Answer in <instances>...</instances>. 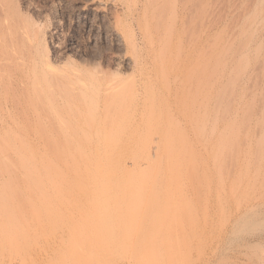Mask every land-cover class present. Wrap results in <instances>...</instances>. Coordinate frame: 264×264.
I'll list each match as a JSON object with an SVG mask.
<instances>
[{
  "label": "rangeland",
  "instance_id": "obj_1",
  "mask_svg": "<svg viewBox=\"0 0 264 264\" xmlns=\"http://www.w3.org/2000/svg\"><path fill=\"white\" fill-rule=\"evenodd\" d=\"M173 1L174 0H171V2ZM182 1L183 0H175L174 2L175 4H171V5H175V9L177 12L174 10V8L172 9L174 10V12L173 11L172 12L173 13L176 12V14L174 15L172 14V16L169 17L170 20L169 18L167 20L164 19L163 23H161V25H159L158 27L156 24L157 21L155 20L156 18L155 11L153 12L155 8H152L150 6V9H152L151 11L150 9L146 11L144 8V5L147 3V0H0V15H1L0 19L3 18L6 19V20L3 19L4 21L2 20L4 24L1 21L0 24L2 23L3 26L6 28L5 23L6 22L8 23L10 21L9 23L11 25H14L13 26L14 28L11 26L12 30L8 29V33H10L9 31H12L11 32L12 34L11 33L9 34V38L12 35L11 37L12 40L9 39V41L11 40L10 43L11 42L12 43L11 44L9 43L10 46L9 45L5 46L6 48L2 46L3 49L0 50L1 51L0 55L2 54L1 55L2 57L6 55V58H8V56L13 53L17 57L20 56L21 53L25 52V50H28L27 48L29 46L30 47L28 51L30 52L31 55V56L29 55L30 60L28 58L25 59L27 62L24 59H23L24 61L20 59L22 62L19 61V58L17 59V61L21 62L20 63L21 67L19 66V68H17L18 67L17 64L19 65V62L17 61L16 63L13 64V66L12 64L9 66L8 65L3 66V69H0V74L4 76L2 77L0 75V77L2 79L3 78L7 79L6 82L8 83L10 78L14 76L13 73H15L16 70L18 69L20 70L22 66H24L25 64L26 65L24 69L27 68L30 71L32 68L33 69L35 68L38 69L39 72L46 70V68L50 64L53 66L55 65L58 68L59 71L58 73H60L59 74L60 75L59 79L61 80L60 82L61 88L59 87L61 91L60 105L62 106V107L60 106V130L58 134L53 135L55 137L53 136H52L53 138L48 137L50 138V140L52 139L51 141L56 142L55 149L54 148L46 149L44 152L50 157V159H53V161L57 165L61 166L63 172L65 173L62 179L65 178L64 180L66 182L69 181L68 185L66 184L65 186H61L60 188L59 187L54 188V186H50V184H48V186L47 184H44V186L42 185V187H40L41 183L39 181L41 180V177L38 175L39 172L37 168L39 166V160L41 157L39 156L41 155L39 154L41 151L40 145H42L43 140H44L43 143L46 142L44 139L46 136H42L44 138H39L41 137V135L37 134L39 127L38 126L34 127V125H37L35 124L36 121L34 119H32L31 122L30 120L31 118H29V121L27 122L28 120L27 118L26 120H24V117L22 115H20L21 116L20 117L15 110L13 111L14 106L18 102H20L21 99V95L19 94L15 95L14 87L12 89L10 85L8 90H2L0 88L1 89L0 93L2 94V95L0 94V101L2 102V103L0 102V195L2 194V196H0L1 199L0 200V264H127V260L123 258L124 255L122 252L123 243L126 235V233L125 235L123 234L124 231L122 232V230H124L125 227L128 233L129 231L128 227H130L128 226V221H127L128 219L125 218V213L129 212L130 209L131 212H134V210H136L135 208L138 207V204L140 202L146 203L149 201H155L160 203L169 202L173 204H177V203L183 204L187 202L189 204V203H194L193 202L194 199V201L197 200L195 203L199 204L200 202L203 201L202 196L204 195L205 182L203 184V181H201L204 180L202 178L203 173H201L203 172L202 170L203 165L201 163L204 157L206 156V154L203 149V144H201L202 142L201 132L198 134H194L193 132L194 127H192L191 126L192 124H190V122L187 121V118L184 119L185 116H182L185 115V111H183L184 109H186L188 115V111L190 109L191 106L190 104H192V101H190V99L187 98V95L189 97L188 90L186 91V89L184 88L185 86H183L186 83V77L181 76L182 75L181 71H184L185 70L184 67L187 66V62L184 59V54L186 52V48L188 45L186 44L187 42L185 41H188L190 37L188 36V34L191 35L193 33L191 35L192 38L191 37L190 38L194 39L195 35L198 33L197 30H199L200 23H198L197 19H199L198 18L200 15L199 12H201L203 1L202 0H184V2ZM183 3L185 5V9L183 8L182 10L181 6L183 5ZM143 10L146 11L145 16L143 15L144 14ZM152 15H154L155 17ZM143 17L144 19H142ZM152 17L154 18L152 19ZM189 17L191 18L193 17V18L188 20L187 18ZM185 21H189V22L185 23ZM153 22L155 23L153 24ZM144 23L148 24L147 26L148 29L146 27V31L144 30V27L146 26ZM168 25L170 27H168ZM197 25L198 28L196 27ZM18 26L21 28H18ZM189 27L192 28V32L190 30L191 28ZM195 28L196 30H194ZM23 29H25L26 32ZM149 29L151 30L149 31ZM147 30L148 33H146ZM161 30L164 31L161 32ZM189 30L191 33L189 32ZM200 31L201 30H199V32ZM23 34L26 37H24ZM149 34L150 37H153L154 39L152 38V40H150V37H147V35L149 36ZM159 35L160 36L162 35L161 38H159ZM213 35L215 36V38L212 39L211 37V41L212 40L216 41V37H217L216 33L215 34L213 33ZM143 37H145L147 41ZM159 40H162L160 44H159ZM133 41L135 42L134 44H136V46L134 45L135 47L132 46ZM151 41L152 42L155 41L152 46L157 47V49L155 48L156 52L152 53L153 55L155 53L157 57L156 60L153 58L155 55L152 56V54L150 55V52L148 53L149 48L147 47V44H149ZM213 41L211 43L215 44V42ZM164 43L165 45L167 43L168 44L164 46ZM169 43L172 47L169 45ZM174 43L177 45L179 43L178 45L180 47L179 50L181 49L177 54L178 57L176 55V53L178 52V46L175 45ZM161 44L163 47L161 46ZM190 46H192L191 42H190ZM164 47H166L167 50ZM4 48L6 49V51L4 50ZM162 48L164 49L162 50ZM21 50L23 52H21ZM163 51L164 54L167 53L165 56L166 60L164 59ZM7 52H9L10 54H7ZM173 52L175 54H173ZM158 54L159 55L162 54V56H159ZM169 54H171L170 57L168 56ZM135 55L137 56L135 57ZM144 56L146 58H144ZM159 57L161 58L159 59ZM139 59L140 61H142L144 65H141ZM167 59L170 61L167 62ZM32 63L34 66H32ZM162 65L165 68L163 69V71H165L166 79L165 76H163L164 79L161 78L163 73L161 72ZM141 66H144L145 69L147 68V71L148 70L151 71L153 76L151 80H147L145 82L146 84L145 86H147V88L144 86V82L142 83L141 81L142 77L144 76V74L142 73L143 71ZM148 66L150 69L148 68ZM147 71L145 70V72ZM169 71H171L170 72L171 75H169L168 73ZM156 76H158V78H156ZM176 76L179 77L176 78ZM173 78L174 79L176 78L177 80L175 79V81H173ZM167 79L168 82L166 81ZM246 79H244L245 83H247ZM244 82H242L243 85ZM263 82L264 79L260 83L258 89H256L258 96L256 92H254V94L252 95L253 97L249 96L247 90L244 89L245 91L244 93L246 94L245 95L246 99L244 97L245 101L243 102L244 106L241 104L240 105L241 108L239 109L238 112L234 110L222 115L224 119L226 118L224 120L225 124L223 123V121L220 122V130L221 133L224 134L222 136L223 141L220 142L222 150L226 151L228 147L227 152L229 150L231 151L232 146H234L233 144L235 143L236 140L234 134L237 127V122L244 117L245 119L249 118L250 115L251 117L249 119L251 120L249 121V123H251L250 131L253 132L252 136L253 137L255 136L256 139L255 141L260 139H261L260 141H262V138L264 139V137L260 138L264 133V112H262V110H264L263 109L264 98L260 99L261 97H264V94H262L264 92H260V89L264 91ZM165 83L166 84L169 83V87L168 85L166 86ZM175 85H177L176 91H175ZM133 86L134 88L135 86H137V88L135 89L133 88L134 89L133 90L131 88ZM151 86L152 87L154 86V90H152L153 88ZM70 87L72 88L70 89ZM78 87L80 88L79 90L82 91H84L85 89L84 93L81 91L82 94L85 95L88 94L90 96H93L92 98H95V100L98 98V100L101 103L100 104L101 107L99 105V107H97V110L89 108L88 111L87 110L88 108L86 106L88 103L83 104V106L85 107H83L81 104L78 105L77 103H75L78 102V100L82 99L83 96L77 91ZM148 87H150L149 88L150 90L155 91V94L154 92L150 94L148 92L149 90ZM167 87L170 88L169 91L167 90ZM73 88L74 90H72ZM118 88H119V92H118ZM143 88L147 89V91L143 90ZM66 89L68 91L72 90V93L74 91V95L71 92L69 94ZM125 89L126 92H124ZM128 89L130 90L128 91ZM131 89L133 90L132 93L133 96H131L132 94H130L132 92ZM241 89H242L241 86H239L238 88L239 92L241 91ZM114 91L117 92H115L114 94L113 93ZM64 92H67L69 96L66 93L64 95ZM120 92L125 93L126 97L129 96L128 99L130 97L135 98L134 105L132 106L133 108H131L133 109L132 110L133 114L131 115L132 117L130 118L131 120L130 122L129 119H125L126 121L124 122H122V120H119L120 124L123 123L122 125L123 127L119 125L122 128L121 127L116 128L118 130L120 129L119 132L122 131V133H119V135H105L104 134L105 128L106 130L109 129L103 123L104 121L102 119V114H104V110H102L104 107V101L107 98L109 99L113 98V99H117V102H120L119 100L122 99L121 103L123 102L124 104V100H127V98L123 96L124 94L122 95L123 98H121L122 96L121 97L119 96V94H121ZM141 92L142 93L144 92L145 94L148 93L147 103L150 102L151 103V104L149 103L150 107L153 106L151 112L155 110L154 107L156 108V110L153 113H151L149 110L145 114L144 112H142L143 101L145 102L146 99L145 97L147 96L143 95L144 93L142 94ZM76 93L80 95L75 96ZM94 93L96 94V96ZM153 94L155 95L154 97H156V99L153 97V101H152L151 96H153ZM71 95L75 97L72 98ZM18 96H20V99ZM90 96L87 99H91ZM67 97L70 98L67 100L66 99ZM79 97L81 98L79 99ZM254 97L255 99L252 100ZM7 98L9 99L7 100ZM183 98L186 99L183 100ZM251 100L255 101L256 103L252 104ZM63 103L65 106L62 105ZM73 103L75 104L72 105ZM152 103L154 104L152 105ZM226 103L227 100L223 104ZM249 103L252 104L253 106L250 105ZM75 105L77 106L74 107ZM138 105H140V107ZM213 105H214V101L212 104V111H210V118L213 115H215L213 110ZM247 106L249 108L248 110L251 112V114L249 112L250 114L249 116L246 113L248 112V110L246 109ZM250 107H252V109L254 107V109L250 110ZM78 108L81 109L80 110L81 113H79ZM92 110H94L95 114L93 113ZM74 111L75 113L77 112L76 113L77 116L75 115V113H73ZM244 111H245L244 114L245 116H243ZM252 111H254L255 113L253 112L254 113L253 114ZM91 112L93 114H91ZM141 112L144 114V116H147L145 117L147 121L148 119H150L148 122L150 123L151 130L149 124L148 126H145V122H143V119L141 117ZM235 112H237L236 115H234ZM238 113L240 114L238 115ZM11 114L12 117H9L11 116ZM17 114L19 117L17 116ZM71 114L73 115V117ZM80 114L82 117H80ZM99 114L101 115V117H99L100 116ZM116 114L118 115L119 111H117ZM152 114H154L156 118L158 117V119L161 118V120L155 122L154 119L148 118L149 117L148 115H152ZM159 114L161 116L160 118H159ZM167 114H169L170 117ZM13 115L17 117L15 118L13 117ZM92 116H94L93 118L95 119V121L93 120ZM228 116L229 119H227ZM167 117H169L168 119L172 118L170 119L171 122H166L169 121L168 119H166ZM258 117L260 118V120ZM13 118H15V121L19 122L20 119L21 122L23 121L25 123V127H27L25 130L28 133L25 134L26 136L23 135L24 137H22V134H20L21 131L20 133L18 131L19 128H17V126H15L14 123H11L14 121ZM90 118L92 119L89 123L87 121H89ZM86 119L88 120L86 121ZM151 119L153 120V122L151 121ZM254 119L257 121H255ZM98 120H101L103 122L101 121L99 122ZM232 120L233 121L235 120L234 125L232 123ZM137 121L138 123H136ZM125 122L126 124H124ZM177 122L179 123V126L180 125L181 126L184 125V126L182 128L181 126L179 127L178 125H176ZM46 123H48V120L46 121ZM99 123L100 125L102 124L101 125L102 130L99 129L100 128ZM89 124H91V126ZM260 124L262 125L260 126ZM28 125L30 126V129ZM97 125L99 128L96 127ZM230 125L234 127V130L230 129L232 127V126L230 127ZM222 126L224 127V129L222 128ZM34 128H37V130L36 129L34 130ZM142 128L146 131L147 134L145 133V131L144 133H142L143 132ZM165 128L167 130V133L165 131ZM170 128L171 130H169ZM172 128L174 130L177 129V131L176 130L172 131ZM154 129L155 131H153ZM179 129H183L185 133L187 132L186 134L187 136L185 137L184 136L185 133H183V131ZM230 130L234 131V133L232 132L233 133L232 134ZM35 131L36 133H34ZM223 131L226 133H224ZM228 131L229 134L231 133L230 134L231 136L234 135V137H231L232 141L234 140L233 143L232 141H229L230 136L227 134ZM29 132H31L32 135ZM164 132L165 134H167V136L171 135L170 136L171 138H168L169 137L168 136L167 137L168 140L163 141L162 135H164ZM169 132L172 134H170ZM226 134L228 135L227 137ZM19 137L20 139L22 138L28 139V141H30V144L33 145L34 154L31 157V161L28 163L31 164L33 162L31 166L33 167L35 166L36 168L35 167L34 168L37 169L33 179L35 181L37 179L36 182L40 183V185L39 183L37 184L38 185L37 188L39 187L38 189L36 187L35 189L34 187L30 188V186H28L25 183L26 178L23 177L22 172H20L22 166L26 163L24 153H21L23 155L20 156L21 158L20 159L17 158V154H15L11 150L13 146L20 145L19 144L20 140L18 139ZM116 138L119 140V142L123 140L122 142L124 143V145L122 143L123 147L118 148L117 149L118 151L116 150L114 152V156L116 155L117 157L118 156L121 157L124 162L126 161V163L128 161L130 166L131 163L134 162V159L135 160L137 159V157L138 159L136 160V162L139 164L141 163L144 165L145 161L147 160V157H151V158L154 157V159L157 160L158 165H160L162 159L164 160V158L162 157H166V155L171 157L170 160L171 164H169L170 166H168L167 169L165 170L164 168L166 167L164 162L161 163V166H163V168L159 177L158 175H156L157 174L156 171L151 173L152 179L150 180V182L152 184L151 185L152 187L148 186L145 189L144 188L138 189L132 187L126 190H122V189L118 190L115 188L96 189L93 186L89 185V182H87L88 180L86 173L84 171L86 169L85 165H82L80 166V168H77V170L80 172V175H78L79 173L75 174L72 169L71 170L67 169L66 171V169L64 170V168L62 167L61 163L65 158L84 157L85 155L94 156L98 153L101 154L102 152L110 154L109 151H105L107 150L105 143L108 141V139H116ZM33 140L37 143L36 145L33 142ZM127 143L128 145L126 146ZM224 143L227 144L224 145ZM222 146L223 147L226 146L224 147L225 149L222 148ZM253 146H255V144H253ZM126 147L127 149H125ZM93 153L95 154L93 155ZM157 154L158 156H156ZM159 156L161 158H159ZM32 158H34V160ZM131 158L133 161L131 160ZM34 163H38V164L34 165ZM192 168L193 170H191ZM162 173L164 174L163 177L164 181L160 180L162 179L163 176ZM71 175L73 176L72 178L70 177ZM197 177L200 179H198ZM70 178L72 180H70ZM187 178H191V181L190 179L187 180ZM199 183L202 184L204 187H202V185H200ZM186 186L188 187L186 188ZM197 188H200L201 190L200 189L197 190ZM31 190H34L33 191L34 193H32ZM196 190H197V194H196ZM198 191L199 192L202 191L200 195ZM9 195L10 198L8 197ZM39 195L41 196V199ZM193 195L195 196L193 197ZM198 195L199 196L202 195L201 198L198 197ZM3 197H5L6 200L3 199ZM27 198L28 199L32 198V200L30 199L28 201ZM262 213H264L263 210ZM263 215L264 214L252 216L251 218L249 217L241 218L233 222L234 224L231 223L228 226V228L223 227L224 230L223 229L221 230L222 225L218 223L217 218H215L217 216L215 215L214 219L216 220L214 221L210 220L212 221L210 222V224L211 223L213 224L210 226L209 224H207L208 226L206 225L205 227V229L207 230L206 234H208L207 236H210L209 233L211 231L210 228H212L211 232L214 231L213 227L215 229V231L213 232L214 237L213 234L211 233L212 236L210 237L209 242L207 239V245H208L206 249V252L208 251L207 264H264V262L260 259L249 260L246 256H244V254L248 252L246 246H248L249 244L253 245L255 241L261 242V244H263L264 241ZM131 224L134 223L130 222L129 225ZM219 224L221 225V227L219 226ZM133 226L135 227V225H131L132 230H130L129 233L134 231ZM216 231L219 232L217 233ZM215 233H217V235ZM133 235L134 233H132V235L130 234V237L133 238L132 237ZM213 251H215L214 254H212ZM209 254H212L213 256ZM194 258L195 259L193 260L192 264H199L200 258H197L196 256H194ZM177 264H191V262H187L183 259H180Z\"/></svg>",
  "mask_w": 264,
  "mask_h": 264
},
{
  "label": "bare ground",
  "instance_id": "obj_2",
  "mask_svg": "<svg viewBox=\"0 0 264 264\" xmlns=\"http://www.w3.org/2000/svg\"><path fill=\"white\" fill-rule=\"evenodd\" d=\"M202 1H203V3H202L201 12H199L200 13V15L198 17L199 19H197L198 23H200V25L198 23L197 24L199 25V30H201V31L199 32V30H197L198 33L196 35L194 34L195 35L194 39H191L192 38L191 35L193 33L191 35L188 34V36H190L191 38L189 37V39H188L186 37L188 39V41H185V42H187L186 44L188 45L187 46L188 49L186 48V52L184 54V59L187 62V66H185V67L183 66L185 70L181 71V74H182L181 76L186 77V83L183 86H185L184 88L186 89V91L188 90L189 97L187 95V98H189L190 101H192V104H190L191 106H190V109L188 111V115H187L186 109H184L183 111H185V115H182V116H185L184 119L187 118V121H189L190 124H192L191 126L194 127L193 128L194 134H198L201 132V134H202L201 144H203V149H204L205 154H206V156L204 157V159L201 163L203 165V167H202L203 172H201V173H203V175L200 174L203 176L202 178L204 179L201 181H203V184L205 182V184H204L205 185L204 195L203 196L201 195L203 197V201L200 202L199 204L195 203L197 200L194 201L193 198L192 199H193L194 203H189V204L187 202H185L187 204H185V203L173 204V203H169V202L168 203H160V202H155V201H149L146 203L140 202L139 203L140 205L138 204L137 208L133 207L136 209V210H134V212H131V209L129 208L130 209L129 212L126 211L127 213H125V218L128 219L127 220L128 226L131 227V225H135V227L133 226L134 231L131 233H129V232H130V230H132V227H131V229H130V227H128V229H129L128 233H127V229L125 227H124V230H122V232L124 231L123 232L124 235L126 233L124 243L122 242L123 243L122 252L124 255L123 258L125 260H127V264H177L180 259H183L187 262H191V264H192L193 260L195 259L194 256H196L197 258H200L199 264H207V258H208V256H207L208 251L206 252V249L208 246L207 245V239L209 242V239L212 236L211 233L213 234L215 229L213 227L214 231L211 232L212 228H210L211 231L210 232L208 231L210 233V236H207L208 234H206L207 230L205 229V227L207 224H209V226L213 224V223L210 224V222H212L210 220H213V221L216 220V219H214L215 215L217 216L215 218H217L218 223H220L222 225V228H221V230H222L223 227L228 228V226L231 223H233V222H235L241 218H244V217L251 218L252 216L264 214V213H262V210L264 211V139L262 138V137H264L263 136L264 133L260 137V138H262V141H260L261 140L260 138H259L260 140L255 141L256 140L255 136L253 137L252 136L253 132L250 131V126H251L250 124L251 123H249V121L251 119H249V118L251 117V115H250L251 112L248 110L249 109L248 106L246 108L248 110V112H246V113L248 114V116L250 115V117L249 118L246 117L247 119H245V117H244V118L240 119L238 122L236 121L237 127H236V131L234 134L236 140H235V143L233 144L234 146L231 145L232 146L231 151L229 150L227 152L228 147H227L226 151L222 150L221 149V143H220L223 141L222 136L224 135L221 133V130H220V122L223 121V123H224V120L226 119V118L224 119L222 115L227 113V112L229 113L230 111H234V110L238 112L239 109L241 108L240 105L241 104L243 105V102L245 101L244 97L246 94L244 93L245 92L244 89L247 90V93H249V96H252L254 94V92L257 91L256 89H258L260 83L264 79V0H202ZM174 2H175V0L173 2H171V0H149V1L147 0V3L144 5V8L146 11H148V9H150V6L152 8H155V10H153V12L155 11V15H156L155 20L157 21L156 24L159 27V25H161V23H163L164 19L167 20L169 17L172 16V14L173 15L176 14L177 11L175 9V5H171V4H175ZM182 2H184V0ZM181 7H182V10H183V8L185 9L184 3ZM181 7H180V9H181ZM173 8L176 11L175 13H173L174 12V10H172ZM180 9H178V10H180ZM151 10L152 9H150V11ZM146 11L143 10L144 14L143 13L142 14L144 16H145ZM152 16H154V15H152ZM154 17H152V19ZM192 18L189 17L187 19L189 20ZM3 19H0V21L2 23L4 20H6V19H4V20ZM142 19H144V17ZM169 20H170V18H169ZM9 22L5 23L6 28L3 26L4 23L0 24V44H1L0 50L3 49L2 46H4V47L7 45L10 46V44L12 43V42L10 43V41L12 40V38H11L12 35L9 38V34L12 31H9L10 33H8V29L12 30L11 26L13 27L14 25H11ZM165 22H167V21H165ZM186 22H189V21H185V23ZM146 23H144L146 25V26L144 25L145 31H146V27L148 26V24H146ZM154 23L155 22H153V24ZM192 23H194V22H192ZM192 25H190V26H192ZM198 25L196 26L197 28H198ZM168 27H170V26L168 25ZM18 28H21V27L18 26ZM189 28H191V27H189ZM142 29H143V27H142ZM147 29H148V27H147ZM167 29H169V28H167ZM23 30H25V29H23ZM144 30H143V33H144ZM150 30L151 29H149V31ZM190 30L192 32V28ZM190 30H189V32H190ZM194 30H196V28ZM163 31L164 30H161V32H163ZM25 32H26V30H25ZM165 32H166V30H165ZM146 33H148V30ZM213 33L214 34L216 33V36H217L216 41L212 40L213 42H215V44L211 43L212 42L211 37H212V39L215 38ZM160 34H162V33H160ZM163 34H165V33H163ZM145 36H146V34H145ZM161 36L159 35V38H161ZM24 37H26V36L24 35ZM147 37H150V34H149V36L147 35ZM131 38H133V37H131ZM143 38H145V37H143ZM152 38L153 37H150V40H152ZM157 38H158V36H157ZM9 39H11V40L9 41ZM23 40H24V38H23ZM145 40H146V38H145ZM148 40H149V38H148ZM161 41L162 40H159V44ZM151 42L149 44H147V47L149 48L148 53L150 52V55L153 52H156L155 48L157 49V47L152 46L154 42H152V43ZM166 42H168V41H166ZM177 42H179V41H177ZM190 42H191L192 46H190ZM134 43L135 42L133 41V43H132L133 45L132 44L131 45L136 46V44H134ZM166 45L164 43V46H166ZM169 45H170V43H169ZM175 45H177V44H175ZM178 45H179V43H178ZM211 45H213V46H211ZM161 46H162V44H161ZM29 47L27 48L28 50H29ZM5 48H4V50L6 51ZM164 48L167 50L166 47H164ZM164 48H162V50ZM179 48L180 47L178 46V52L176 53V55L181 50V49L179 50ZM11 50H13V49H11ZM28 50H25L26 55H25V52H23L21 50V52H23V53H21L20 56H17V57L13 53H12L13 55L10 54L9 52H11V51L7 52V54L12 55V56L9 55L10 58L8 55H7L8 58H6V55L2 57L1 56L2 54H1L0 55V69H3V66H7V65L9 66L11 64L13 66V64L16 63L18 58H19V61H21L20 59H22V60L23 59L25 60L27 58L29 59L30 58L29 57L30 52ZM158 50H161V49H158ZM166 50H164V51H166ZM168 50H169V48H168ZM170 50H171V48H170ZM164 51H163V55H164V59H165V56L167 53L164 54ZM173 54H175V53L173 52ZM144 55H146V54H144ZM154 55H155V53H154ZM154 55L152 54V56H154ZM170 55L171 54H169L168 56L170 57ZM136 56L137 55H135V57ZM159 56H162V54ZM148 57H147V59H148ZM155 57H156V55L153 57L156 60L157 57L156 58ZM177 57H178V55H177ZM144 58H146V57L144 56ZM160 58L161 57H159V59ZM136 60H138V59H136ZM19 61H17V62H19ZM32 61H33V59H32ZM139 61H140V59H139ZM147 61H145V62H147ZM168 61H170V60L167 59V62ZM21 62H19V65L17 64V66H18L17 68H19ZM161 62H162V60H161ZM140 63H141V65H144L142 63V61H140ZM34 64H36V63H34ZM157 64H158V62H157ZM162 64H163V62H162ZM166 64H169V63H166ZM25 65L22 66L23 69L22 68L20 70L18 69V70H16L15 73H13L14 76L12 75L13 77L10 78L8 83L6 82L7 79H5V78L2 79L0 77V88L2 90H8L10 85H11L12 89L14 87L15 95H17V94L21 95V99H20V96H18L20 99V102H18L14 106L13 111L15 110L16 113L19 114V116L22 115L24 117V120H26V118H27L28 119L27 122L29 121V118H31L30 119L31 122H32V119H34L36 121L35 124H37V125H34V127H36V126L39 127L38 132H37V134L41 135V137H39V138H44L42 136H46L44 138L46 142L43 143L44 140L42 141L43 147H42V145H40L41 151L39 154H41V155L38 154L39 156H41L40 160H39V166L37 168L38 172H39L38 175L41 177V180L40 181L38 180L41 183V185H40V183L38 182L40 187H42V185L44 186V184H47V186H48V184H50V186H54V188L55 187L60 188L61 186H65L66 184L68 185L69 181L66 182L64 180L65 178L62 179V177L65 173L63 172L61 166L57 165L53 161V159H50V157L47 154H45V152H44L46 149H53V148L55 149V147H56L55 143L56 142L51 141L52 139L50 140V138H48V137H52L54 134H58V132L60 130V106H61L60 105L61 104L60 103L61 102L60 101L61 100L60 99V94H61V91H60V88H61L60 84L61 83L60 82H61V80L59 79L60 73H58L59 72L58 68L55 65L53 66L51 64L46 68V70H44L42 72H39L38 69H35V68L34 69L32 68L33 70L31 69L30 71L27 68L24 69ZM147 65H148V63H147ZM32 66H34L33 63H32ZM162 66H161V68H162L161 72H163V73H162V77L161 76L160 77L163 78V76H165V79H166L165 71H163V69H165V68H164V66L163 67ZM141 67H142V71H143L142 73L144 74L141 81H142V83L144 82V86H145L146 85L145 82L147 80H151L153 76H152L151 71H149V70L147 71V68L145 69L144 66H141ZM148 68H149V66H148ZM167 68H169V67H167ZM29 69H30V67H29ZM145 70L147 72H145ZM171 71H173V70H171ZM171 71L168 72L169 75H171L170 74ZM0 75L2 77L4 76L2 74H0ZM160 75H161V73H160ZM141 76H142V74H141ZM178 77L179 76H176V78H178ZM156 78H158V76H156ZM175 79L173 78V81H175ZM244 79L247 80V83L244 82ZM166 81L168 82V79ZM242 82H244V85L242 84ZM180 83H181V81H180ZM91 84H92V82H91ZM148 84H150V83H148ZM167 85L169 87V83L166 84V86ZM176 86L177 85H175V91H176ZM239 86H241V88H242L240 92L238 90ZM262 86H263V84H262ZM145 87L147 88V86H145ZM168 87H167V90L169 91L170 88H168ZM180 87H182V86H180ZM71 88L72 87H70V89ZM74 88L72 90H74ZM131 88L133 89L134 86ZM135 88H137V86H135ZM149 88L150 87H148V89ZM152 88H153L152 90H154V86ZM79 89L80 88L78 87V90L77 89L76 90L81 95H83L84 97L82 96V99H80L81 97H79L80 100H78V102H75V103H77L78 105L81 104L82 106H83V104L88 103L86 105L88 108L87 109L88 111H89V108L97 110V107H99V105L101 104L100 101L98 100V98L95 100V98H92L93 96H90L88 94H87L88 95V97H87V95L82 94V92L84 93L85 89H84V91L79 90ZM126 89L124 90V92H126ZM132 89H131L132 92L130 94L133 93L134 89L133 90ZM72 90H69V91L67 90V92L70 94V92L72 93ZM129 90L130 89H128V91ZM143 90L147 91V89H144V88H143ZM152 90L149 89L148 92L150 94L152 92H154V94H155V91H152ZM182 90H180V91H182ZM67 92H64V95H65V93L67 94ZM115 92H117V91H114L113 93L115 94ZM118 92H119V88H118ZM260 92H264V91L262 89H260ZM120 93H121V94H119L120 97L124 94L123 96H125V98H127V100L123 99L124 104H123V102L121 103L122 99L119 100L120 102H117V99H113V98H110V99L107 98L108 100L106 99L104 101V107L102 109V110H104V114H102V119L104 122L101 121L102 119L98 120V121L103 122L106 125V127L109 129V130H106V128H105V130H104L105 135H119V133H122V131L119 132L120 129L118 130L116 128H118V127L120 128L123 125V123L120 124L119 120H122V122L126 121L125 119H129V122L131 120L130 118L132 117L131 115L133 114V112H132L133 109H131V108H133L132 106L134 105L135 98L130 97L128 99L129 96L126 97L125 93H122V92H120ZM72 94L74 95V91ZM80 94L76 93L75 96H77V95L79 96ZM147 94L144 93L143 95L147 96ZM154 94H153V96H151L152 101H153V97L155 96ZM256 94L258 96L257 92H256ZM262 94H264V93H262ZM134 95H135V93H134ZM89 96L91 99H87V98H89ZM95 96H96V94H95ZM103 96H105V95H103ZM123 96L121 98H123ZM131 96H133V94ZM247 96H248V94H247ZM260 96H263V95H260ZM64 97H66V96H64ZM74 97L72 96V98H74ZM184 97H186V96H184ZM69 98L67 97L66 99L68 100ZM145 98H146L145 102L143 101V105H142V108H143L142 112H144V114L148 110L151 112V110L153 108V106L150 107V104H151L150 102H149L150 104L147 103L148 96ZM154 98L156 99V97H154ZM263 98L264 97H261L260 99H263ZM8 99L9 98H7V100ZM185 99L183 98V100H185ZM245 99H246V97H245ZM254 99H255V97L252 100H254ZM260 99H258V100H260ZM226 100H227L228 104L227 103L223 104ZM213 101H214L213 110H214L215 115H213L214 117L212 116L213 118L211 117L212 118L211 119L210 118V111H212ZM247 101H248V99H247ZM75 103H73L72 105H74ZM253 103L255 104L256 102L252 101V104ZM65 104H66V102H65ZM153 104L154 103H152V105ZM252 104H250V105H252ZM62 105H64V103ZM76 106L77 105H75L74 107H76ZM138 106L140 107V105H138ZM243 106H242V108H243ZM260 106H261V104H260ZM69 107H72V106H69ZM83 107H85V106H83ZM100 107H101V105H100ZM187 107H188V105H187ZM154 109L156 110L155 107H154ZM158 109H160V108H158ZM158 109H157V112H158ZM253 109H254V107H253ZM253 109H252V107H250V110H253ZM256 109H257V107H256ZM80 110L81 109L78 110L79 113H81ZM155 110H153L151 113H153ZM75 111L73 113H75ZM92 111L94 113V110H92ZM106 111H107V113H106ZM117 111H119L118 115L116 114ZM142 112H141V117L143 119V122H145V126H148V124L150 126V123L148 122L150 119H148V121H147V119L145 118L147 116H144V114ZM237 112H235L234 115H236ZM249 112H250V114H249ZM253 112L254 111H252V113ZM257 112H258V110H257ZM262 112H264V110H262ZM76 113H75V115H76ZM93 113L91 112V114H93ZM18 114H17V116H18ZM142 114H143V116H142ZM160 114H159V118L161 117ZM239 114L240 113H238V115ZM244 114H245V111L243 113V116H245ZM167 115H169V114H167ZM17 116L13 115V117H15V118ZM148 116H149L148 118L154 119L155 122H158V120H161V118L160 119H158V117L156 118V116L154 114L148 115ZM240 116H242V115H240ZM9 117H12V114ZM72 117H73V115H72ZM80 117H82L81 114H80ZM93 117L94 116H92V118ZM99 117H101V115ZM169 117H170V115H169ZM169 117H167L166 119H168ZM15 118H13L14 121L11 123H14V125L17 126V128H19L18 129L19 133L21 131L20 134H22V137H24L23 135L28 134L25 130L27 127H25V123L23 121L22 122L24 124L20 121L19 118H18L19 122L15 121ZM92 118H90L89 121H87L88 119H86V121L90 123ZM9 119H11V118H9ZM152 119H151V121L153 122ZM170 119H172V118H170ZM170 119H168L169 121H166V122H171ZM227 119H229V116ZM47 120H48V123H46ZM93 120L95 121L94 118H93ZM259 120H260V118H259ZM234 121L232 120L233 125H234ZM255 121H257V120H255ZM141 122H140V125H141ZM133 123H134V121H133ZM136 123H138V121ZM124 124H126V122ZM89 125L91 126V124H89ZM92 125H93V122H92ZM99 125H100V123H99ZM101 125L99 126L100 128L98 127V125L96 127L101 129ZM119 125H121V126H119ZM154 125H152V126H154ZM156 125H158V124H156ZM176 125L179 126V123L177 122ZM261 125L262 124H260V126ZM183 126L184 125H182L181 128ZM210 126H211V128H210ZM231 126L232 125H230V127ZM11 127H13V126H11ZM232 127L230 129L234 130V127L233 128ZM152 128H154V127H152ZM222 128L224 129L223 126H222ZM258 128H260V127H258ZM29 129H30V126H29ZM35 129L37 130V128H34V130ZM136 129H138V128H136ZM155 129L153 131H155ZM142 130H143L142 133H144L145 130L143 128H142ZM150 130H151V126H150ZM169 130H171V128ZM173 130L174 129L172 128V131ZM175 130L177 131V129H175ZM179 130L183 131V129H179ZM231 130H230V132L234 133V131H231ZM161 131H163V130H161ZM165 131L167 133L166 128H165ZM256 131H258V130H256ZM31 132H29V133H31ZM34 133H36V131ZM145 133H146V131H145ZM153 133H155V132H153ZM183 133H185V132L183 131ZM189 133H191V132H189ZM224 133H226V132H224ZM170 134H172V133H170ZM173 134H175V133H173ZM186 134H187V132L184 134L185 137L187 136ZM227 134L230 136L229 141H232L231 137H234V135L231 136L229 134V131ZM227 134H226V137L228 136ZM19 135H17V136H19ZM31 135H32V133H31ZM35 136H36V134H35ZM168 136L164 132V135H162L163 141L168 140L167 139ZM170 136L168 138H171ZM182 136H183V134H182ZM199 136H201V135H199ZM53 137H55V136H53ZM162 137H160V138H162ZM185 137H184V139H185ZM195 137H196V135H195ZM188 138H186V139H188ZM18 139L20 140V141L18 140L20 145L13 146V148H11V150L15 154H17V158H20V156L23 155L21 153H24L26 163L22 166L20 172H22V176L26 178L25 183L28 186H30V188L34 187V189H35V187L37 188L38 183L36 182L37 179L35 181L33 179V177H34V174H35L37 169H35L36 168L35 166H34L35 168L33 166H31V164L33 162L31 164L28 163L31 161V157L34 154L33 145H31L30 141H28V139H26V138L20 139V137H19ZM35 139H36V137H35ZM188 140H190V139H188ZM122 141L119 142V140L117 138L116 139H108V141L105 143V146L107 149L105 151H109L110 154L102 152L101 154L98 153L96 155H94L95 153H93L94 156H92V155L86 156L85 155L84 157L65 158L61 163L62 167L64 168V170L66 169V171H67V169H70V170L72 169L75 174L79 173L78 175H80V172L77 170V168H80V166L85 165L86 169L84 171L86 173L87 180H88L87 182H89V185L93 186L96 189L97 188H105V189L115 188L118 190L119 189L126 190V189H129L132 187L138 188V189H142V188L145 189L148 186H151L152 185L150 182V180L152 179L151 173L156 171V173H157L156 175H158V177H159V175L162 172V168H163V166H161V163L164 162L165 167H166V168H164L165 170L167 169L168 166H170L169 164H171V162H170L171 157L166 155V157H162V158H164V160L162 159V161L160 162V165H158V162L156 159H154V157L153 158L147 157V160L145 161L144 165L141 163L139 164L136 162V160L138 159V157H137V159L136 160L134 159V162H132L133 164L130 162L131 163V166H130L128 161L126 163V161L124 162L121 157H119V156L117 157L116 155L114 156V152L118 148L123 147ZM197 141H199V140H197ZM233 141H232V143H233ZM33 142L35 143V145L37 144L34 140H33ZM124 142H125V140H124ZM128 143L126 144V146L128 145ZM197 143H200V142H197ZM225 144H227V143H224V145ZM253 144H255V146H253ZM123 145H124V143H123ZM224 147H226V146H224ZM224 147L222 146V148H224ZM125 149H127V147ZM229 149H230V147H229ZM30 153H32V154H30ZM156 156H158V154ZM114 157H116V158H114ZM122 157H123V155H122ZM34 158H32V159L34 160ZM133 158H134V156H133ZM159 158H161V157L159 156ZM124 159H126V158H124ZM144 159H146V158H144ZM131 160H132V158H131ZM143 162H144V160H143ZM35 164L37 165L38 163H34V165ZM191 170H193V168ZM70 177L72 178L73 176L71 175ZM163 177H164V174L162 176V179H160L161 177L159 179L163 180ZM71 178H70V180H72ZM80 178H82V177H80ZM192 178H194V177H192ZM189 179L191 181V178H187V180H189ZM198 179H200V178H198ZM67 180H69V179H67ZM83 180H84V178H83ZM73 182H74V180H73ZM199 182H200V180H199ZM71 183H72V181H71ZM200 185H202V184H200ZM187 187L188 186H186V188ZM202 187H204V186L202 185ZM198 189H200V188H197V190ZM197 190H196V194H197ZM31 191H32V193H34L33 192L34 190H31ZM43 191H44V189H43ZM201 192H199V195L201 194ZM194 193H192V194H194ZM42 194H44V193H42ZM199 195H198V197L201 198V196H199ZM0 196H2V194ZM194 196L195 195H193V197ZM8 197L10 198V195ZM34 197H35V195H34ZM39 197L41 199L40 195H39ZM198 197H197V199H198ZM189 198H191V197H189ZM3 199L6 200L5 197H3ZM30 199L32 200V198H29L28 201ZM190 202H192V201H190ZM125 204H127V203H125ZM256 219H257V217H256ZM129 220H130V222H133L134 224L129 225L130 224ZM123 221H124V219H123ZM220 224H219V226L221 227ZM124 226H126V225H124ZM216 226H217V223H216ZM216 232L218 233L219 231H216ZM132 233H134V235L132 236L133 238L130 237V234L132 235ZM217 233H215V234L217 235ZM224 235H226V234H224ZM213 237H214V234H213ZM253 237H252V239H253ZM223 238H224V236H223ZM218 241H219V239H218ZM253 243H251V244H253ZM260 244H261V242L255 241V243L253 245L249 244L248 246H246L248 252L246 254H244V256H246L249 260L260 259L264 262V241H263V244H261L262 246ZM214 252L215 251H213L212 254H214ZM194 253H195V255H194ZM212 254H209V255H212ZM240 256H242V255H240ZM254 263H255V261H254Z\"/></svg>",
  "mask_w": 264,
  "mask_h": 264
}]
</instances>
